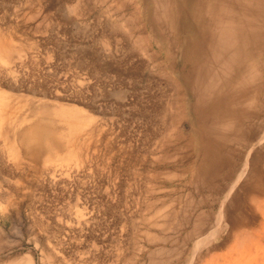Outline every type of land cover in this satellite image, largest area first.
<instances>
[{"label":"rangeland","instance_id":"1","mask_svg":"<svg viewBox=\"0 0 264 264\" xmlns=\"http://www.w3.org/2000/svg\"><path fill=\"white\" fill-rule=\"evenodd\" d=\"M263 5L0 0V264H264Z\"/></svg>","mask_w":264,"mask_h":264},{"label":"bare ground","instance_id":"2","mask_svg":"<svg viewBox=\"0 0 264 264\" xmlns=\"http://www.w3.org/2000/svg\"><path fill=\"white\" fill-rule=\"evenodd\" d=\"M153 1H156V0H153ZM161 1H162V0H161ZM163 1H165V0H163ZM166 1H167V0H166ZM168 1H169V0H168ZM188 1H190V2H195L196 0H195V1H194V0H188ZM158 2H159V0H158ZM154 3H155V2H154ZM167 3H169V2H166L165 4H167ZM159 4H161V3H159ZM163 4H164V2L162 3V6H163ZM256 4H257V3H256ZM256 4H255V5H256ZM258 4H260V3H258ZM155 5L158 7V4L155 3ZM168 5H169V4H168ZM168 5H166V7H167ZM159 6L161 7V5H159ZM256 6H257V5H256ZM259 7H260V5H259ZM262 7H264V5H263ZM262 7H261V8H262ZM154 8H155V11H156L159 7L156 8V7L154 6V7H153V12H155V11H154ZM256 8H257V7H256ZM160 9H161V8H160ZM164 9H165V8H164ZM157 11H158V10H157ZM162 11H163V8H162ZM164 11H165V10H164ZM250 11H251V10H250ZM255 11H256V10H255ZM240 12H241V11H240ZM244 12H245V11H244ZM158 13H159V12H157V14H158ZM164 13H165V12H164ZM164 13H163V14H164ZM154 14H155V13H154ZM154 14H153V15H154ZM159 14H160V13H159ZM163 14H162V15H163ZM225 14H226V13H225ZM256 14H257V13H256ZM260 14H261V13H260ZM246 15H247V14H246ZM263 15H264V14H263ZM166 16H167V15H166ZM166 16H165V17H166ZM236 16H237V15H236ZM157 17H158V16L156 15V18H157ZM225 17H226V16H225ZM225 17H224V18H225ZM162 18H163V19H162L161 21L164 20V17H162ZM241 18H242V17H241ZM157 19H159V18H157ZM160 19H161V17H160ZM160 19H159V20H160ZM165 19H166V18H165ZM225 19H226V18H225ZM258 19H259V18H258ZM156 21H157V20H156ZM223 21H224V20H223ZM157 22H159V21H157ZM195 22H196V21L194 20V23H195ZM254 22H255V21H254ZM159 23H162V22H159ZM259 23H260V22H259ZM163 24L165 25V24H167V22L164 23V21H163ZM263 24H264V21H263ZM196 25H197V23H196ZM238 25H239V24H238ZM197 26H198V25H197ZM198 27H199V26H198ZM239 27H240V26H239ZM210 28H211V27H210ZM201 29H203V28H201ZM198 31H200V30H198ZM215 31H216V30H215ZM241 31H242V30H241ZM237 33H238V32H237ZM253 33H254V32H253ZM255 33H256V32H255ZM196 34H197V33H196ZM199 34H200V32H199ZM203 34H204V32H203L202 34H200V35L202 36ZM235 34H236V33H235ZM261 34H262V33H261ZM242 35H243V34H242ZM163 36H165V34H164ZM173 36H174V35H173ZM235 36H236V35H235ZM235 36H231V37H232V38H235V41H237L238 37H235ZM206 37H207V36H206ZM213 37H214V38L216 37V38H218V39L220 38V39L222 40V37H219V36H212V37H210V39H208V40L212 41V40H213ZM203 38H205V36L202 37L201 39L203 40ZM223 38H224V37H223ZM228 38H229V37H228ZM236 38H237V39H236ZM257 38L259 39V37H257ZM190 39H191V42H190V48H191V49H190L189 51H187L184 55L187 57V60H186V61H187V62L190 61V63L192 64V68H193L194 65H195L194 68H195L196 66H197V67H196L195 69H192V68H191V71L189 70V71H190V73H189L190 75L186 76V78H187L186 80L188 81V83H189V85H190V86H189V87L191 88L190 91H191V93L193 94L194 98L197 97V99L199 100V99L202 97V94H203L202 92H205V90L208 89V87L206 88L205 85H203L202 82H204V81L201 80V79L205 80V79L203 78L204 76H203V77L200 76V73H202V71L204 70V69L202 70V68H203V64H204L203 62H205V65H206V63H207L206 61H208L207 65H208V64H211V65L213 64V65H215L213 61H214L215 58H216V62H215V63H217V61H218V63L220 64V60H221L223 57H221V56H222V55H221V56H220L221 59H217V54L215 53L217 48L214 49V45H213V44H215V43L218 44V42H216L215 39L213 40V44L210 45V46H213V47H211V48H213L212 50H211V48H210V50L208 51V49H209L210 46H209V47L207 46V47H208L207 51H208L209 54L203 52V51H202V50L204 49V48H203V49H201V51L203 52L202 55H200V50L198 49V48H200V46H198V48H197V44H199V43H198L199 36H191ZM205 39H206V38H205ZM211 39H212V40H211ZM218 39H217V40H218ZM230 39H231V38H229L228 40L226 39L225 44H224V42H223L222 44H224V45L227 46V44H226L227 41H233V40H234V39H233V40H232V39L230 40ZM208 40H207V41H208ZM241 40H242V39H241ZM251 40H252V39H251ZM210 41H209L208 43H211ZM214 41H215V42H214ZM218 41H219V40H218ZM235 41H234V42H235ZM199 42H200V41H199ZM254 42H255V41H254ZM200 43H201V42H200ZM219 43H220V42H219ZM235 43H236V42H235ZM237 43H238V42H237ZM237 43H236V44H237ZM252 43H253V42H252ZM262 43H263V42H262ZM233 44H234V43H233ZM236 44H235V45H236ZM243 44H244V43H243ZM0 45H2V44H0ZM215 45H216V44H215ZM228 45L233 46V45H231V44H229V43H228ZM237 45H238V44H237ZM2 46H3V45H2ZM170 46H171V45H170ZM217 46H218V45H216V47H217ZM221 46H222V45H221V43H220L219 46H218V47H219V48H218L219 51H221L220 49L223 48V47H221ZM226 46L224 47L223 53L221 52V53L223 54V56H225V54H226V56L228 55V54H227L228 52L226 53L227 50L225 49V48H227ZM252 46H253V45H252ZM252 46H251V47H252ZM4 47H6V46H4ZM228 47H229V46H228ZM237 47H238V46H237ZM243 47H244V46H243ZM243 47H242V48H243ZM247 47H248V46H247ZM247 47H246V48H247ZM263 47H264V46H263ZM1 48H2V47H1ZM1 48H0V49H1ZM232 48H234V47H232ZM253 48H254V47H253ZM257 48H258V47H257ZM261 48H262V46H261ZM236 49H237V48H236ZM247 49H248V48H247ZM247 49H246V50H247ZM3 50L5 51V49H3ZM228 50H231V47H230ZM234 50H235V48H234L233 50H231L232 53H234ZM237 50H238V49H237ZM246 50H245V51H246ZM257 50H258V49H257ZM257 50H256V51H257ZM259 50H260V49H259ZM261 50H262V49H261ZM0 51H2V50H0ZM172 51H173V50H172ZM235 51H236V50H235ZM252 51H254V50H252ZM263 51H264V50H263ZM2 52H3V51H2ZM217 52H218V51H217ZM8 53H11V52H8ZM192 53H193V54H192ZM204 53H205V54H204ZM219 53H220V52H218V55H219ZM235 53H236V52H235ZM239 53H240V52H239ZM239 53H238V54H239ZM251 53H252V52H251ZM254 53H255V52H254ZM257 53H258V52H257ZM257 53H256V54H257ZM170 54H171V53H170ZM212 54L214 55V57L216 56V57L212 60L213 63H211V62L209 61V58H211V57L213 58ZM230 54H231V52H230ZM230 54H229V56L232 57V58H230V57H229V58L227 57V58H228V59H231V60L233 59V57H235L234 55H237V54H232V55H233V56H232V55H230ZM6 55H7V54H6ZM242 55H243V53H242ZM245 55H246V54H245ZM251 55H252V54H251ZM260 55H261V54H260ZM4 56H5V55H3V57H4ZM191 56H193L192 59H191ZM226 56L224 57L225 60L227 59ZM238 56H239V55H237L236 57H238ZM249 56H250V54H249ZM245 57L248 58V56H244V58H245ZM256 57H257V56H256ZM256 57H255V58H256ZM224 58H223V59H224ZM242 58H243V57H242ZM223 59H222V61H223ZM228 59H227V60H228ZM235 59H236V60H235ZM0 60H4V59L1 58ZM225 60H224V62H225L224 64L226 65L227 61H225ZM231 60H230V61H231ZM233 60L237 61V58H234ZM4 61H5V60H4ZM222 61H221V64H222ZM239 61H240V60H239ZM242 61H243V60H242ZM1 62L4 63L3 61H1ZM209 62H210V63H209ZM228 62H229V61H228ZM246 62H247V60H246ZM249 62H250V61H249ZM259 62H260V60H259ZM172 63H173V62H172ZM234 63H236V62H234ZM234 63H233V64H234ZM241 63H242V62H241ZM252 63H253V62H252ZM252 63H251V64H252ZM5 64H7V63L5 62ZM221 64L219 65V66H220L219 68H221V67L223 66V64H222V66H221ZM230 64H232V63L230 62L229 65H230ZM233 64H232V66L234 67ZM247 64H248V63H247ZM256 64H257V63H256ZM201 65H202V66H201ZM205 65H204V66H205ZM207 65H206V67L210 66V65H208V66H207ZM217 65H218V64H217ZM229 65H228V66H229ZM248 65H249V64H248ZM237 66H238V65H237ZM173 67H174V66H173ZM215 67H216V66H215ZM215 67H214V68H215ZM235 67H236V66H235ZM250 67H251V66H250ZM208 68H209V67H208ZM208 68H206L204 71H206ZM211 68H213V66H211ZM211 68H210V69H211ZM214 68H213V69H214ZM223 68H226V69H227V66H226V67L223 66ZM229 68H230V67H229ZM229 68H228V69H229ZM256 68H257V67H256ZM187 69H188V68H187ZM210 69H209V70H210ZM221 69H222V68H221ZM228 69H227V70H228ZM245 69H246V67H245ZM259 69H262V68H259ZM3 70H5V69H3ZM6 70H7V69H6ZM6 70H5V71H6ZM179 70H181V69H179ZM209 70H208V71H209ZM227 70L224 71V69H222V72H223V73L220 72V73H221L220 76L224 75V74H225L224 72H228L229 74H230V72H231V75H232L233 73H235V72L231 71V69L228 70V71H227ZM246 70H248V69H246ZM246 70H242V71H246ZM187 71H188V70H187ZM212 71H213V70H212ZM214 71H215V69H214ZM219 71H220V70H219ZM229 71H230V72H229ZM248 71L251 72L252 69H251V71H250V69H249ZM8 72H9V71H8ZM8 72H7V74H8ZM232 72H233V73H232ZM252 72H254V69H253ZM5 73H6V72H5ZM10 73H12V72L10 71ZM10 73H9V74H10ZM209 73H211V72H208V74H209ZM218 73H219V72H218ZM218 73H217V74H218ZM240 73H241V72H240ZM244 73H245V72H244ZM244 73H241V74L243 75ZM246 73H247V71H246ZM246 73H245V74H246ZM185 74H186V73H185ZM204 74H205V72H204ZM226 74H227V73H226ZM226 74H225V75H226ZM238 74H239V73H238ZM201 75H203V73H202ZM206 75H207V71H206ZM206 75H205V78H206ZM209 75L211 76V74H209ZM209 75H208V76H209ZM236 75H237V74H236ZM246 75H247V74H246ZM250 75H251V77H253V76H252V75H253L252 73H250ZM210 76H209V77H210ZM214 76H215V74H214ZM214 76L210 77L211 80H213L212 78L217 77V76H215V77H214ZM226 76H227V75H226ZM228 76H229V75H228ZM232 76H235V75L233 74ZM244 76H245V75H244ZM244 76H241L242 79H243ZM218 77H219V76H218ZM241 77H240V78H241ZM251 77L248 79V80H249L248 82H250ZM254 77H255V76H254ZM223 78H225V76H224ZM228 78H229V77H227V79H226L227 81H228ZM231 78H232V77H231ZM231 78H229V79L231 80ZM235 78H236V77H235ZM240 78H239V80H237V79H238V78H237V79H236L237 81L234 79V80H235L234 84L237 83V82L240 81V80L242 81V79H240ZM217 79H219V78H217ZM217 79H215V80H217ZM244 79H245V78H244ZM244 79H243V81H244ZM208 80H209L208 78H207V80H205L206 83H207ZM219 80H220V79H219ZM255 80H256V79H255ZM21 81H22V80H21ZM213 81H214V80H213ZM241 81H240V83H241ZM243 81H242V85L244 84ZM251 81H252V80H251ZM190 82H191V84H190ZM208 82H209V81H208ZM210 82H211V81H210ZM217 82H218V80H217ZM219 82H220V81H219ZM219 82H218V83H219ZM18 83H19V81H18ZM206 83H204V84H206ZM211 83H212V82H211ZM211 83H208V84L211 86ZM238 83H239V82H238ZM245 83H247V81H246ZM213 84H215V83H213ZM247 84H248V83H247ZM206 85H207V84H206ZM217 85H218V84L216 83L214 86H212V88L215 87V90H216V86H217ZM231 85H232V83H231ZM235 85H236V84H235ZM235 85H234V86H235ZM238 85H239V84H238ZM242 85H241V86H242ZM254 85H255V83H254ZM236 86H237V85H236ZM249 86H250V84H248V86H247L248 89H249ZM239 87H240V86H239ZM247 87H246V89H247ZM252 87L254 88V86H252ZM255 87H257V86H255ZM205 88H206V89H205ZM229 88H230V87H229ZM232 88H233V87H232ZM235 88H236V87H235ZM242 88H243V86H242ZM242 88L240 87V89H242ZM250 88H251V87H250ZM217 89H218V88H217ZM238 89H239V88H238ZM246 89H245V91H244V89H242V90H243L244 92H246V91L248 90V89H247V90H246ZM208 90H209V89H208ZM208 90H207V93H208ZM215 90H214V91H215ZM209 91H211V88H210ZM234 91H235V90H234ZM234 91H233V92H234ZM238 91H239V95H240V93H241L242 91H240V90H238ZM219 92H220V91H219ZM224 92H225V91H224ZM229 92H230V91H229ZM205 93H206V92H205ZM207 93H206V96H207ZM210 93H211V92H210ZM210 93H209L208 95H210V98H211V100H212V97H213V96H212ZM217 93H218V92H217ZM226 93H228V92H226ZM226 93H225V96H226ZM236 93H237V95H238L237 90H236ZM242 93H243V92H242ZM203 95H204V94H203ZM213 95H214V94H213ZM222 95H223V94H222ZM235 95H236V94H235ZM2 96H3V95H2ZM211 96H212V97H211ZM232 96H234V95H232ZM207 97H209V96H207ZM207 97H205V98L202 97L203 100L200 99V100L203 101V102H202V105L204 104V101H205L204 99H207ZM215 97H216V96H215ZM228 97H229V96H228ZM230 97H231V96H230ZM2 98H4V97H2ZM2 98H1V95H0V99H1V100H2ZM223 98H225V97H222L221 99L223 100ZM233 98H234V97H233ZM237 99H239L238 96H237V98H236V101H238ZM195 100H196V99H195ZM208 100L210 101L209 98L207 99V102H208ZM229 100H230V99H229ZM240 100H241V99H240ZM196 101H197V100H196ZM218 101H219V100H218ZM218 101H217V102H218ZM0 102H1V101H0ZM2 102H4V103H2ZM2 102H1L0 104L4 106V104L6 103L5 100L2 101ZM194 102H195V101H194ZM227 102H228V101H227ZM230 102H231V101H230ZM199 103H200V102H199ZM232 103H234V102H232ZM232 103H230V104H232ZM237 103H238V102H237ZM214 104H215V103H214ZM1 105H0V106H1ZM195 105H197L196 102H195ZM195 105H194V111L196 110V106H195ZM199 105H201V104H199ZM199 105H198V106H199ZM221 105H222V104H221ZM226 105H227V104H226ZM226 105H225V106H226ZM3 106H2V107H3ZM5 106H7V105H5ZM201 107H204V105L201 106ZM218 107H219V105H218ZM230 107H231V106H230ZM230 107H229V108H230ZM0 108H1V107H0ZM67 108H68V106H67ZM70 108H71V107H70ZM70 108H69V109H70ZM209 108H212V107H209ZM209 108H207V109H209ZM3 109H4V107H3ZM3 109H2V110H3ZM5 109H7V108H5ZM5 109H4V111H5ZM197 109H199V108H197ZM212 109H213V108H212ZM215 109H216V108H215ZM215 109H214L213 111H215ZM218 109H219V108H218ZM220 109H221V108H220ZM216 110H217V109H216ZM224 110L227 111L226 108H225ZM0 111H1V109H0ZM6 111H7V110H6ZM6 111H5V112H6ZM72 111H73V110H72ZM79 111H80V109H79ZM200 111H201V109L199 110V112H200ZM203 111H204V109H203ZM205 111H206V109H205ZM208 111H210V113H211V110H208ZM208 111H207V112H208ZM219 111H220V110H217V112H219ZM222 111H223V110H222ZM2 112H3V111L0 112V113H1L0 115H3V114L5 113V112H4V113H2ZM75 112H76V111H75ZM75 112L73 113V115H74V114H75V115L77 114V113H75ZM82 112H83V111H82ZM207 112H205V113H206V114H205L206 116H208V113H207ZM78 113H79V112H78ZM83 113H84V112H83ZM215 113H216V111H215ZM5 114H6V113H5ZM200 114H201V113H200ZM200 114H199V115H200ZM202 114H203V113H202ZM240 114H241V113H240ZM9 115H10V114H9ZM69 115H70V118L74 117V116H72L71 114H69ZM78 115H79V114H77V116H78ZM199 115H198V116H199ZM205 115H203V116L205 117ZM219 115H220V113L218 114V116H219ZM222 115H223V114H222ZM3 116H4V115H3ZM3 116H0V120H1L2 122L4 121L3 119H5V117H3ZM212 116H214V117L217 118V114H216V116H215V114L213 115V112H212ZM212 116H211V117H212ZM10 117H11V116H10ZM204 117H203V118H204ZM208 117H210V116H208ZM222 117H223V116H222ZM7 118H8V116H7ZM58 118H59V117H58ZM61 118H62V117H61ZM81 118H82V117H81ZM212 118H213V117H212ZM212 118H210V119H212ZM9 119H10V118H9ZM66 119H67V118H66ZM72 119H73V118H72ZM82 119H83V118H82ZM200 119H202V117H201ZM206 119H207V120L202 119V120L205 121V123L203 124V125H205V127H207V125H206L207 122H206V121H209V120H210V119L208 120L207 117H206ZM213 119H215V118H213ZM217 119H218V120H219V119L222 120L223 118H217ZM69 120H70V119H69ZM75 120L77 121L78 118H74V121H75ZM87 120H88V119H87ZM202 120H201V121H202ZM9 121H10V120H9ZM74 121L71 122L72 125H74V124H73ZM198 121H200V120H198ZM204 121H203V122H204ZM214 121H216V119H215ZM214 121L212 120V121H209V122L211 123V122H214ZM6 122H7V121H6ZM78 122H79V120H78ZM80 122H81V119H80ZM82 122H83V121H82ZM85 122H86V121H85ZM219 122H220V120H219L216 124H219ZM87 123H88V121H87ZM87 123H86V124H87ZM197 123H198V122H197ZM201 123H202V122H201ZM220 123H222V122H220ZM224 123H226V122H224ZM89 124H90V123H89ZM208 124H209V123H208ZM216 124H215V125H216ZM1 125H3V124L1 123ZM1 125H0V127H1ZM75 125H78V123H76ZM201 125H202V124H201ZM201 125H199V126H201ZM209 125L211 126V124H209ZM209 125H208V127H209ZM215 125H214V126H215ZM223 125H224V124H223ZM81 126H82V125H81ZM214 126H213L214 129L212 128L213 131L211 130V127H212V126L209 127L210 129H209V128H207V129L205 128V129H206L208 132H209V130H211L213 133H215V127H216V126H215V127H214ZM218 126H220V125H218ZM221 126H222V125H221ZM68 127H69V126H68ZM75 128H76V126H75L73 129H75ZM77 128H83V127H80V125H79V126H77ZM201 128H202V127H201ZM70 129L72 130V128H70ZM202 129H203V128H202ZM208 129H209V130H208ZM218 129H219V128H217V132H218ZM9 130H10V129H9ZM81 130H82V129H81ZM81 130H80L79 133H81ZM219 130H220V129H219ZM73 131H74V130H73ZM77 131H78V130H77ZM77 131H76V134H77ZM205 132H206V131H205ZM208 132H206V133H208ZM217 132H216V133H217ZM0 133H1V128H0ZM199 133H200V132H199ZM201 133H202V131H201ZM203 133H204V132H203ZM203 133H202V135L206 134V133H204V134H203ZM210 133H211V132H209L208 135H209ZM213 133H211V134H212L211 137H210V136H207V137H209V138H211V139L213 140V139H214V138H212V137H214ZM216 133H215V135H217ZM220 133H221V132H220ZM72 135H74V134H72ZM4 137H5V136H4ZM217 137H218V136H217ZM220 137H221V136H220ZM220 137L217 138V139H220ZM201 138H202V137H201ZM215 138H216V136H215ZM221 138H222V137H221ZM211 139H208V141L211 140ZM232 139H233V137H232ZM191 140H192V139H191ZM191 140H190V141H191ZM204 140H206V139H204ZM212 140H211V141H212ZM202 141H203V140H201V142H202ZM214 141L216 142L215 139H214ZM5 142H6V141H5ZM215 142H214V143H215ZM217 142H218V141H217ZM222 142H223V139H222L220 145L222 144ZM207 143H208V142H207ZM209 143H210V142H209ZM209 143H208V144H209ZM214 143H213V144H214ZM224 143H225V142H224ZM208 144H206V147H208ZM213 144L210 143V145H213ZM201 145H203V144L201 143ZM204 145H205V144H204ZM210 145H209V146H210ZM220 145H217V146H220ZM223 145H224V144H223ZM223 145H222V146H223ZM213 146H214V145H213ZM224 146H225V145H224ZM200 147H201V146H200ZM204 147H205V146H204ZM204 147H203V148H204ZM211 147H212V146H211ZM4 149H5V148H4ZM205 149H206V148H205ZM209 149L211 150V148H209ZM209 149H208V152H207V150H205V152H207V154L209 153ZM233 149H234V148H233ZM0 150H1V149H0ZM69 150H70V151H68V152H71V156H72L71 160H72V162H73V160H75V162H76L77 159H78V157H80V156H79V152H78V150H73L72 148L69 149ZM71 150H72V151H71ZM219 150H220V149H219ZM229 151H230V150H229ZM202 152H203V151H202ZM3 153H4V152H3ZM67 154H68V153H67ZM202 154H204V153H202ZM212 154H213V153H212ZM9 155H10V154H9ZM15 155H16V154H15ZM210 155H211V154H210ZM236 155H237V154H236ZM257 155H258V154H257ZM13 156H14V155H13ZM59 156H60V155H59ZM69 156H70V154H69ZM71 156H70V157H71ZM200 156H201V155H200ZM70 157H68L69 160H70ZM205 157H206V156H205ZM48 158H49V157H48ZM48 158H47V159H48ZM63 158H65V157H63ZM68 158H66L65 160L68 161ZM257 158H258V157H257ZM259 158H260V157H259ZM61 159H62V157H61ZM220 159H221V158H220ZM15 160H16V159H15ZM52 160H53V159H52ZM63 160H64V159H63ZM71 160H70V161H71ZM10 161H11V160H10ZM203 161H204V160H203ZM46 162H47V160H46ZM55 162H56V161H55ZM3 163H4V162H3ZM47 163H48V162H47ZM51 163H53V162H51ZM67 163H68V162H67ZM64 164H65V163H64ZM73 164H74V163H73ZM51 165H52V164H51ZM55 165H56V164H55ZM71 165H72V164H71ZM80 165H81V163H80ZM202 165H203V164H202ZM10 166H11V165H10ZM53 167H54V166H53ZM80 167H81V166H80ZM257 167H258V166H257ZM77 168H78V166H77ZM256 170H257V169H256ZM53 171H54V170H53ZM66 171H67V170H66ZM10 173H11V172H10ZM54 173H55V172H54ZM54 175H55V174H54ZM58 175H59V174H58ZM261 175H262V174H261ZM69 176H70V175H69ZM54 183H55V182H54ZM258 189H259V188H258ZM258 193H259V192H258ZM79 221H81V220H79ZM79 221H78V222H79ZM78 224H80V223H78Z\"/></svg>","mask_w":264,"mask_h":264}]
</instances>
